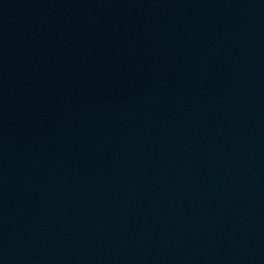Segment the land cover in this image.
Here are the masks:
<instances>
[{"label":"water","instance_id":"1","mask_svg":"<svg viewBox=\"0 0 264 264\" xmlns=\"http://www.w3.org/2000/svg\"><path fill=\"white\" fill-rule=\"evenodd\" d=\"M0 264H264V0H0Z\"/></svg>","mask_w":264,"mask_h":264}]
</instances>
